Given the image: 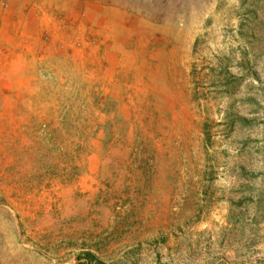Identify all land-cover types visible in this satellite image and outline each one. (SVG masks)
<instances>
[{"label": "rangeland", "instance_id": "374dc122", "mask_svg": "<svg viewBox=\"0 0 264 264\" xmlns=\"http://www.w3.org/2000/svg\"><path fill=\"white\" fill-rule=\"evenodd\" d=\"M65 10L0 98V264H264V0Z\"/></svg>", "mask_w": 264, "mask_h": 264}, {"label": "crops", "instance_id": "0c3cea01", "mask_svg": "<svg viewBox=\"0 0 264 264\" xmlns=\"http://www.w3.org/2000/svg\"><path fill=\"white\" fill-rule=\"evenodd\" d=\"M6 1V8L0 4V98L24 96L40 75L44 55L71 48L66 0Z\"/></svg>", "mask_w": 264, "mask_h": 264}, {"label": "trees", "instance_id": "16d2710c", "mask_svg": "<svg viewBox=\"0 0 264 264\" xmlns=\"http://www.w3.org/2000/svg\"><path fill=\"white\" fill-rule=\"evenodd\" d=\"M85 258L87 259L88 263H82V264H91V259L93 258L92 255H85Z\"/></svg>", "mask_w": 264, "mask_h": 264}, {"label": "built area", "instance_id": "2783aa9c", "mask_svg": "<svg viewBox=\"0 0 264 264\" xmlns=\"http://www.w3.org/2000/svg\"><path fill=\"white\" fill-rule=\"evenodd\" d=\"M0 4L2 7H7V1L6 0H0Z\"/></svg>", "mask_w": 264, "mask_h": 264}]
</instances>
